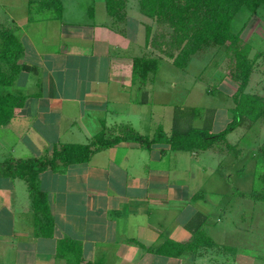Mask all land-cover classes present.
<instances>
[{
	"label": "crops",
	"instance_id": "obj_1",
	"mask_svg": "<svg viewBox=\"0 0 264 264\" xmlns=\"http://www.w3.org/2000/svg\"><path fill=\"white\" fill-rule=\"evenodd\" d=\"M150 26L140 0H0V49L3 33L13 30L22 68L0 85L13 104L0 123V264H207L200 256L212 249L207 237L214 248L249 252L236 264H264L257 256L264 245L254 244L241 209L261 202L253 197L258 165L253 152L228 154L240 149L239 127L207 146L123 140L94 147L88 162L37 177L50 216L35 208L29 179L5 171L13 159L50 158L62 145L98 137L152 140L181 125L178 135L188 134L169 99L179 83H166L161 73L165 62L190 82L194 60L185 69L160 60ZM236 106L207 110L224 127L210 134L228 127ZM199 233L204 244L191 249ZM169 243L186 249L168 246L161 254Z\"/></svg>",
	"mask_w": 264,
	"mask_h": 264
},
{
	"label": "trees",
	"instance_id": "obj_2",
	"mask_svg": "<svg viewBox=\"0 0 264 264\" xmlns=\"http://www.w3.org/2000/svg\"><path fill=\"white\" fill-rule=\"evenodd\" d=\"M111 1L117 4L121 0ZM263 4L264 0H140L143 14L152 17L155 21L154 23L157 24L155 28L152 26L148 28L149 35L152 36L149 43L152 46L153 42L154 48L162 57L166 55L175 65L182 69L189 65L191 56L198 51L221 47L230 43L229 50L235 55V60H237L235 61V68L240 67L241 69L242 84L235 98L237 106L233 121L221 133L216 135L209 134L210 136L207 137V140H210V143L217 139L225 140L228 134L240 126L244 112L247 113L248 117L250 112H252V108L249 107L250 104L247 102L248 98L243 95L251 77L252 63L250 64L248 61V54L251 48L233 33L232 28L235 19L244 10L254 14ZM158 30H162L163 33H158ZM13 32V30L6 31L2 35L5 46L0 49V85H6L11 82V79L22 70L16 63V53L20 46ZM250 99L252 98L250 97ZM11 102L12 98L10 96H0V123L13 106ZM257 113L255 111L252 114V118L255 120L261 117L260 113ZM194 132L190 131L186 135L173 134L171 137H167L161 130L152 140L135 134L115 140H106L103 137H98L90 145H62L53 151L50 158L13 159L5 163L4 167L9 176L28 178L31 181L34 190L35 208L46 216H50L47 196L36 188L37 177L40 173L48 169H58L61 166L68 167L77 163H86L94 153V147H109L123 140L141 143L147 147L160 140L186 146L182 143H185L186 138H189L190 135L197 136L198 132ZM229 150L228 154L237 158L242 155L240 150H235L234 148ZM255 159L258 168L260 165L264 166V149L259 150ZM262 184L264 186V176ZM253 197L257 201L264 202V188H262L261 193L255 192ZM202 234H195L191 249H197L199 244H204ZM168 246L176 250L186 249L183 245L169 243L167 247H164L159 252L164 254V251L169 248ZM214 246L213 241L207 237V248L211 247L213 249Z\"/></svg>",
	"mask_w": 264,
	"mask_h": 264
},
{
	"label": "rangeland",
	"instance_id": "obj_3",
	"mask_svg": "<svg viewBox=\"0 0 264 264\" xmlns=\"http://www.w3.org/2000/svg\"><path fill=\"white\" fill-rule=\"evenodd\" d=\"M148 24L153 28L156 27L154 19L147 16ZM156 30V29H155ZM233 33H235L243 42L250 46L248 54V61L252 63L251 77L248 85L244 89V97H247V102L252 112L248 117L244 112L243 120L236 132V140L238 142L241 151V157H250L251 153H254L256 158L259 150L264 149V4L260 6L256 13L252 14L248 10H244L233 23ZM158 33H163L162 30H158ZM230 43H227L221 47H212L208 50H200L196 54L192 55L191 60L193 63L189 66L190 82L183 80L188 77L178 69L172 72V67L167 63H162L163 72L161 73L162 79L166 83H179L174 88L173 97L169 98L173 100L172 109H175L174 117L179 119L180 122H187L192 132L197 131V136L190 135L186 138V146H207L210 140H207L211 130H218L216 127H221L223 122L219 120L215 125L214 119H212V112L207 111L210 108L217 107L216 110L225 109L227 105L234 107L237 105L235 101L236 92L242 84L241 69L235 68V55L229 50ZM152 48L155 45L152 42ZM154 54L153 51H148V55ZM176 54V53H175ZM174 54V55H175ZM160 60H170L166 55L157 52ZM251 61V62H250ZM173 62V61H172ZM167 65V66H166ZM174 73H178L179 76H175ZM179 80V81H178ZM184 83L189 84L188 87ZM165 84V83H164ZM167 85V84H166ZM194 87L192 88V86ZM190 91V95L187 96V92ZM211 91V92H210ZM176 92L179 93L175 94ZM194 92V94H191ZM210 92V93H209ZM235 97L233 98V96ZM250 97L252 99H250ZM232 98V99H231ZM233 100V101H232ZM190 103L188 104L187 102ZM212 106V107H211ZM225 107V108H223ZM228 111V108H226ZM257 111L261 117L257 120L252 118V114ZM257 113V114H258ZM231 114L230 119L234 118ZM253 119V121H252ZM176 123V122H175ZM176 125V124H175ZM179 129H182V125L174 130V134L178 135ZM222 129L221 131H223ZM195 133V132H194ZM248 153V154H247ZM244 163L247 165L249 160L244 159ZM258 168V167H257ZM258 182L257 190L255 192L261 193L264 188L262 181L264 176V166H259L258 170ZM235 185L236 179L232 180ZM237 188V186H236ZM254 192V193H255ZM253 193V195H254ZM251 205L243 202L241 204L242 211H247V214H243L244 221L249 222V225L254 230V244L260 242V245H264V203H259V206L253 211ZM252 212L254 215L251 217ZM239 215V213H238ZM249 216V217H248ZM249 218V219H248ZM238 220V219H237ZM227 238V237H224ZM252 244V243H251ZM255 248V247H254ZM249 252L237 253L226 250L225 248H213L205 253H200V256L206 258L207 264H236L238 254L245 256L249 255ZM260 260H264V249H261L257 255Z\"/></svg>",
	"mask_w": 264,
	"mask_h": 264
}]
</instances>
